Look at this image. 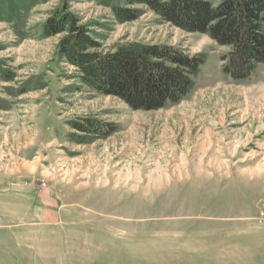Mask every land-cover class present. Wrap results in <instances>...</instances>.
Returning <instances> with one entry per match:
<instances>
[{
	"label": "rangeland",
	"instance_id": "obj_1",
	"mask_svg": "<svg viewBox=\"0 0 264 264\" xmlns=\"http://www.w3.org/2000/svg\"><path fill=\"white\" fill-rule=\"evenodd\" d=\"M114 6L0 0V264H264V69L234 82L207 35L144 6L122 24ZM62 15L102 53L160 44L208 61L180 104L133 111L58 55L67 34L45 27ZM86 119L115 128L73 129Z\"/></svg>",
	"mask_w": 264,
	"mask_h": 264
},
{
	"label": "trees",
	"instance_id": "obj_2",
	"mask_svg": "<svg viewBox=\"0 0 264 264\" xmlns=\"http://www.w3.org/2000/svg\"><path fill=\"white\" fill-rule=\"evenodd\" d=\"M114 6L119 23L136 21L144 6L164 22L207 35L220 47L224 75L240 83L264 69V0H123ZM49 37L65 33L58 55L80 73L81 83L102 96L117 98L133 111L151 112L184 101L195 89L208 54L189 56L169 45H125L100 52L101 45L78 26L73 16H57L45 27ZM73 129L106 138L114 125L86 119ZM77 141L75 135L71 136ZM82 143V142H80Z\"/></svg>",
	"mask_w": 264,
	"mask_h": 264
}]
</instances>
